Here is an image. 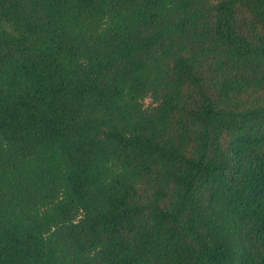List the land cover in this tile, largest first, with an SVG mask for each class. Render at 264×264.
<instances>
[{"label": "trees", "instance_id": "trees-1", "mask_svg": "<svg viewBox=\"0 0 264 264\" xmlns=\"http://www.w3.org/2000/svg\"><path fill=\"white\" fill-rule=\"evenodd\" d=\"M0 264H264V0H0Z\"/></svg>", "mask_w": 264, "mask_h": 264}, {"label": "rangeland", "instance_id": "rangeland-1", "mask_svg": "<svg viewBox=\"0 0 264 264\" xmlns=\"http://www.w3.org/2000/svg\"><path fill=\"white\" fill-rule=\"evenodd\" d=\"M146 102H147V104H149V102H150V101H149V100H147Z\"/></svg>", "mask_w": 264, "mask_h": 264}]
</instances>
